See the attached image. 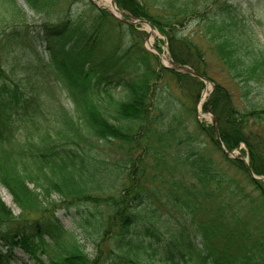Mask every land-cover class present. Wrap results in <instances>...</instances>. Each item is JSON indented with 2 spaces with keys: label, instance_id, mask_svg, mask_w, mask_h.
<instances>
[{
  "label": "trees",
  "instance_id": "16d2710c",
  "mask_svg": "<svg viewBox=\"0 0 264 264\" xmlns=\"http://www.w3.org/2000/svg\"><path fill=\"white\" fill-rule=\"evenodd\" d=\"M16 1L0 0V187L20 213L0 196V264L19 250L36 264H264V45L247 10L114 0L214 83L218 139L198 118L203 81L160 64L135 25L91 0H22L40 17L32 38L27 24L5 29L26 13ZM209 54L233 86L213 78ZM241 144L258 178L225 152ZM60 208H76L75 228ZM76 229L96 232L95 255Z\"/></svg>",
  "mask_w": 264,
  "mask_h": 264
},
{
  "label": "rangeland",
  "instance_id": "374dc122",
  "mask_svg": "<svg viewBox=\"0 0 264 264\" xmlns=\"http://www.w3.org/2000/svg\"><path fill=\"white\" fill-rule=\"evenodd\" d=\"M231 2L235 4H240L243 9L247 10L246 16L249 18V20L253 23H255V31L258 34V38L260 41V44L264 45V0H230ZM96 2V1H95ZM16 3L20 7H24V10L26 13L21 15V20L15 25L10 24L9 26L5 27V29H10L13 26H20V24H27L28 25V32L30 33V36L32 35V38L34 37L35 29L36 27L40 24V17L35 16L33 13H31L27 8H25L22 0H17ZM96 4L99 7L102 8H107L109 11L115 13L114 15H117V12L113 11L111 6V3H104V2H96ZM128 20H134V21H139L135 26L138 28L140 32L146 33V38H145V43L144 47L149 51L152 52L154 55H157L159 58L160 64H162L164 67L170 68L171 65L169 63V60H172L170 57L169 53V48L166 43L163 44V41H165V36L162 35L158 30L154 29L152 25L144 20H140L137 18H130ZM142 23L148 24L154 31L153 38L151 40V36L149 32L145 29V27L142 25ZM197 22H194L189 25V28L185 30V34L194 32L196 30L195 25ZM195 40V42L199 45L202 46L205 51H210V43L206 40H202L200 38H197V34L192 36ZM35 44L37 46H44L45 44H42L40 42H37L36 39ZM159 44L161 46V52H159L155 48V44ZM215 58L212 57L211 54H209V69L211 71V75L213 78H216L219 81L224 82L226 85L229 87L233 86V83L230 81H227L226 77V72L223 70L222 66L217 63V61L214 60ZM201 80V79H200ZM205 87L201 95V100L198 104L197 107V114L198 118L201 121H205L209 124H213V117H215L212 109L210 107H205V103L207 100L211 97V94L214 90V83L206 80L205 82L203 81ZM208 92V97L207 99H204V94ZM67 108H71L72 105L70 102L66 103ZM217 119V118H216ZM104 150V149H103ZM242 150L246 152V147L244 144H241L239 148L235 149L234 151L229 152L230 157H240L242 160L244 159L247 163L249 162L248 160V154L242 155ZM104 152L108 154L109 158L114 161L121 162L123 161V157L120 153V151L116 149H105ZM260 179H263L262 177ZM264 180V179H263ZM0 196L4 203L12 209L15 215H18L20 213L19 208L13 203L12 196L9 194V192L0 187ZM54 199H58V197H54ZM57 217L59 220L66 226L67 228H75L76 226V219L78 218L77 213H76V208H70V209H58L56 213ZM77 233L78 238L81 240V244L84 245L85 251L90 254V255H95L97 253L96 251V245L93 244L94 241L98 238L97 234L95 231H91L89 234L86 233L85 231L82 230H75ZM4 246H1L0 250L3 249ZM19 250V249H18ZM4 252V251H3ZM23 253V252H22ZM19 251H17L18 257L14 255L15 257V263L14 264H36V262L30 258H27L24 256ZM17 257V258H16Z\"/></svg>",
  "mask_w": 264,
  "mask_h": 264
},
{
  "label": "water",
  "instance_id": "95a60500",
  "mask_svg": "<svg viewBox=\"0 0 264 264\" xmlns=\"http://www.w3.org/2000/svg\"><path fill=\"white\" fill-rule=\"evenodd\" d=\"M111 3H112V7H114V9H116V11L120 12L117 9V6H116L115 1L114 0H111ZM122 20H123V22H125L127 24H131V25H136L139 22V21H134V20H131L130 21V20L125 19L124 17L122 18ZM169 63L171 65V68L172 69L178 70V71L183 72V73L191 74L192 76H195L197 78H200V79L206 81L205 78H203L200 74H198L197 72H195L194 70H192L188 66H184V65L177 64L173 60H169ZM213 126H214V129H215V132H216V136L219 139V132H218V127H217V119H216V117H213ZM227 154H229V153L227 152ZM245 164H246V166H247V168L249 170V173L251 175H253V177H255L254 174L252 173V171L249 169V165H248V163L246 161H245Z\"/></svg>",
  "mask_w": 264,
  "mask_h": 264
},
{
  "label": "bare ground",
  "instance_id": "6f19581e",
  "mask_svg": "<svg viewBox=\"0 0 264 264\" xmlns=\"http://www.w3.org/2000/svg\"><path fill=\"white\" fill-rule=\"evenodd\" d=\"M94 1H96V2H104V3H111V0H94ZM111 8H112L113 11L116 12V10L114 9V7L111 6ZM117 16H119L118 13H117ZM142 25H143V26L145 27V29L149 32V34H150V36H151V40H152L153 35H154V31H153V29H152L148 24H146V23H142ZM207 97H208V92H206V93L204 94V99H203V100L207 99Z\"/></svg>",
  "mask_w": 264,
  "mask_h": 264
}]
</instances>
